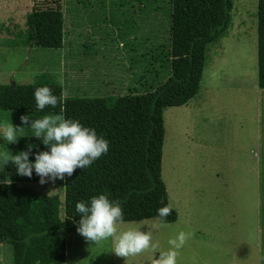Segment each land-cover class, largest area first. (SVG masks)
Masks as SVG:
<instances>
[{
	"label": "rangeland",
	"instance_id": "1",
	"mask_svg": "<svg viewBox=\"0 0 264 264\" xmlns=\"http://www.w3.org/2000/svg\"><path fill=\"white\" fill-rule=\"evenodd\" d=\"M231 1L228 30L206 48L200 92L164 114L162 178L177 220L118 224L117 234L141 229L151 235L149 248L127 258L112 252L110 239L94 243L71 234L63 264H148L180 231L186 239L176 264H258V0ZM32 6L30 0H0V71L5 74L0 80L20 95L33 96L42 86L39 78L54 81L48 87L65 99L144 92L141 77L153 62L150 50L170 43L169 0H64L63 49L2 45L33 33ZM0 121L11 123L6 114ZM4 144L0 139V153ZM11 181L0 159V184ZM21 186L64 200L61 185Z\"/></svg>",
	"mask_w": 264,
	"mask_h": 264
},
{
	"label": "trees",
	"instance_id": "2",
	"mask_svg": "<svg viewBox=\"0 0 264 264\" xmlns=\"http://www.w3.org/2000/svg\"><path fill=\"white\" fill-rule=\"evenodd\" d=\"M30 1L33 33L29 38H9L1 44L10 48L63 49L64 0ZM169 5L170 43L150 50L153 62L141 77L144 92L135 90L116 99H64L54 92L57 107L37 111L33 96L17 94L13 87H0V114L9 115L13 125L22 127L15 143L4 144L3 154L7 156L27 150L30 144L32 153L44 150V145L31 136V129L21 125L22 114L77 119L109 141L108 152L86 169H75L64 181L45 183L64 186V200L22 187L39 183V177L34 172L31 178L18 175L10 163H3L12 181L0 184V240L18 251V264L65 262L68 237L78 234L75 203L99 193L120 203L122 222L156 219L169 224L177 220L162 178L164 114L169 108L185 106L200 92L206 48L228 30L233 3L169 0ZM37 84L53 86L54 81L39 78ZM258 87L264 89V0H258ZM29 159H33L31 154ZM161 208L166 209L163 217L157 215Z\"/></svg>",
	"mask_w": 264,
	"mask_h": 264
},
{
	"label": "clouds",
	"instance_id": "3",
	"mask_svg": "<svg viewBox=\"0 0 264 264\" xmlns=\"http://www.w3.org/2000/svg\"><path fill=\"white\" fill-rule=\"evenodd\" d=\"M62 84V78L58 81ZM33 98L37 111L46 107L56 108L58 98L52 90L44 85L34 89ZM59 111H64L63 99L59 101ZM21 125H26L32 131L44 150L32 153V145L27 150L7 156L0 153L3 163L11 164L16 174L31 178L33 172L39 177L38 182L55 183L71 177L75 169H86L102 154L109 150V141L98 135L94 128L83 125L79 120L64 118L60 115H42L32 118L30 114L19 117ZM21 126L0 121V139L4 143H15ZM33 159H29V155ZM75 212L79 216L76 231L87 241L99 243L111 240L112 252L119 257H129L140 254L150 247L151 235L141 229L121 230L117 234V225L122 223L123 212L117 200L109 199L105 193L90 197L87 201L75 203ZM157 215H166V209H157ZM186 239L183 231L168 239V249L160 252L148 264H176L178 250ZM154 246V245H152Z\"/></svg>",
	"mask_w": 264,
	"mask_h": 264
},
{
	"label": "crops",
	"instance_id": "4",
	"mask_svg": "<svg viewBox=\"0 0 264 264\" xmlns=\"http://www.w3.org/2000/svg\"><path fill=\"white\" fill-rule=\"evenodd\" d=\"M4 75L5 74H3L2 71H0V76L3 77ZM4 81L6 80L5 79L0 80V87L6 89L11 87L10 84L9 85L3 84ZM19 83H21L19 85L23 84L22 82ZM257 108H258V135H257V148L254 154H255V158H257V162L255 165L256 166L255 188L257 191L256 216H257L258 228H257V238H256L255 248L257 249L258 264H264V89L259 88L258 90ZM6 251H8L10 254L6 255ZM8 255H10L12 259H9ZM18 263H19L18 251L14 247L6 246L4 243L0 244V264H18Z\"/></svg>",
	"mask_w": 264,
	"mask_h": 264
},
{
	"label": "water",
	"instance_id": "5",
	"mask_svg": "<svg viewBox=\"0 0 264 264\" xmlns=\"http://www.w3.org/2000/svg\"><path fill=\"white\" fill-rule=\"evenodd\" d=\"M0 244H3V242L0 240Z\"/></svg>",
	"mask_w": 264,
	"mask_h": 264
}]
</instances>
